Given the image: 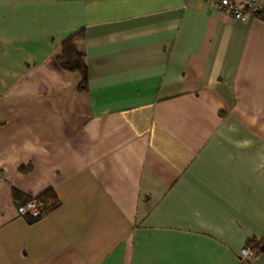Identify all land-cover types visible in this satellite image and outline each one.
Listing matches in <instances>:
<instances>
[{"label": "crops", "instance_id": "0c3cea01", "mask_svg": "<svg viewBox=\"0 0 264 264\" xmlns=\"http://www.w3.org/2000/svg\"><path fill=\"white\" fill-rule=\"evenodd\" d=\"M78 32L87 91L56 60ZM0 173V264H264V19L0 0Z\"/></svg>", "mask_w": 264, "mask_h": 264}, {"label": "trees", "instance_id": "16d2710c", "mask_svg": "<svg viewBox=\"0 0 264 264\" xmlns=\"http://www.w3.org/2000/svg\"><path fill=\"white\" fill-rule=\"evenodd\" d=\"M256 15L257 17L264 19V11L257 12ZM83 39V32H78L67 38L62 44L61 54L57 56L56 60L60 67L65 71L78 73L80 76L77 83L78 89L80 91H87L89 88V73L86 62V55L79 49V44ZM38 198L42 199L45 202L46 214L60 205L57 196L52 191H47ZM29 218L31 219V221H34L42 217L37 219H33L31 217ZM246 247L252 250L254 254L253 258L260 254L262 250H264L263 242H257L255 240L252 243H248Z\"/></svg>", "mask_w": 264, "mask_h": 264}, {"label": "built area", "instance_id": "2783aa9c", "mask_svg": "<svg viewBox=\"0 0 264 264\" xmlns=\"http://www.w3.org/2000/svg\"><path fill=\"white\" fill-rule=\"evenodd\" d=\"M209 4L218 8L222 13L232 17L234 20L248 22L253 17H257L256 13L264 11L263 7L258 6L251 0H206ZM3 174L0 173V180ZM18 213L20 216H29L37 219L46 215L45 202L39 198H33L24 204L18 205ZM254 254L250 248L245 247L241 253L243 262H248L253 258Z\"/></svg>", "mask_w": 264, "mask_h": 264}]
</instances>
